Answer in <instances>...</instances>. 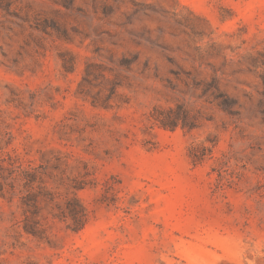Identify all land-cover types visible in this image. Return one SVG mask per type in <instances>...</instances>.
Returning a JSON list of instances; mask_svg holds the SVG:
<instances>
[{"label": "rangeland", "instance_id": "obj_1", "mask_svg": "<svg viewBox=\"0 0 264 264\" xmlns=\"http://www.w3.org/2000/svg\"><path fill=\"white\" fill-rule=\"evenodd\" d=\"M262 74L264 0H0V183L33 169L44 231L24 232L16 182L0 264H264ZM176 105L196 129L153 124ZM73 196L76 233L55 217Z\"/></svg>", "mask_w": 264, "mask_h": 264}, {"label": "trees", "instance_id": "obj_2", "mask_svg": "<svg viewBox=\"0 0 264 264\" xmlns=\"http://www.w3.org/2000/svg\"><path fill=\"white\" fill-rule=\"evenodd\" d=\"M73 65L72 60L64 64V69L69 71ZM261 81L263 86L264 94V74L261 75ZM204 93H211L213 98L218 101L219 106L227 114L231 116L237 115V111L234 109L236 102L229 98L226 94L221 92L220 88L216 84L215 80L203 85ZM264 114V112H263ZM153 124L168 130H174L178 127L191 132L197 128V124L194 118L190 115L181 105H176L175 108H169L165 111L155 109L151 114ZM212 146L216 145V141H212ZM211 154V149L202 147L198 150L195 147L189 149V157L193 166L199 165L203 162L207 155ZM8 168H4L7 175L2 178L3 182L0 183V197L5 198V196L10 193H14L15 184L19 182L26 191V194L20 197L21 207L24 212V225L23 230L25 233L32 235L36 238H42L44 231L40 228L39 223L34 219L37 214V197L29 195L28 189H31L32 184L36 180V174L32 168H22L21 166H15L14 163H9ZM43 202L46 204L53 203L55 197L49 192H44L39 194ZM58 213L56 218L62 221L68 222L67 228L72 232H79L88 223L89 212L86 207L81 203V201L73 196L70 200L64 203L63 208L57 207Z\"/></svg>", "mask_w": 264, "mask_h": 264}]
</instances>
